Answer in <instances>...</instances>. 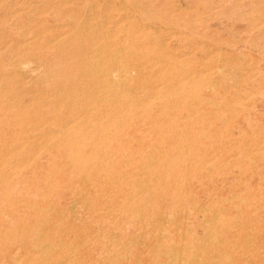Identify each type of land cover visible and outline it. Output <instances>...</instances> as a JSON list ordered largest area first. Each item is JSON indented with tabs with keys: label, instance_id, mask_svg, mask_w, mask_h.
<instances>
[{
	"label": "rangeland",
	"instance_id": "1",
	"mask_svg": "<svg viewBox=\"0 0 264 264\" xmlns=\"http://www.w3.org/2000/svg\"><path fill=\"white\" fill-rule=\"evenodd\" d=\"M0 264H264V0H0Z\"/></svg>",
	"mask_w": 264,
	"mask_h": 264
}]
</instances>
